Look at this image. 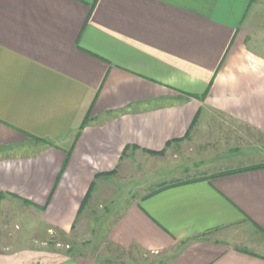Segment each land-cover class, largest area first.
<instances>
[{"label": "crops", "instance_id": "0c3cea01", "mask_svg": "<svg viewBox=\"0 0 264 264\" xmlns=\"http://www.w3.org/2000/svg\"><path fill=\"white\" fill-rule=\"evenodd\" d=\"M224 125L264 137V0H0V225L20 206L69 236L102 206L122 253L264 264V168L119 197ZM10 250L0 264H98Z\"/></svg>", "mask_w": 264, "mask_h": 264}, {"label": "rangeland", "instance_id": "374dc122", "mask_svg": "<svg viewBox=\"0 0 264 264\" xmlns=\"http://www.w3.org/2000/svg\"><path fill=\"white\" fill-rule=\"evenodd\" d=\"M206 140L209 145L204 146V149L195 146L193 153L188 151V148L192 149L191 145L183 146L181 152L177 153V158L172 162L170 161L168 167L163 166L167 165L166 162H162L157 171L150 172L141 166L137 176L125 178L123 185L118 187L119 197L133 200L164 183L174 180H184L203 174H213L264 162V137L252 134L247 130L229 129L224 125L223 131H212ZM232 148L237 150L232 151ZM187 155L189 162L183 164L181 157L184 158ZM201 156L214 160V163L199 166L195 161ZM193 164H195V168H193ZM18 207H14L12 214L6 217L7 220L2 221L5 224L0 225V254H12L5 253L11 252L10 249H41L63 252L71 249L73 250L72 255L77 254L76 252L92 255L98 264H159V260L152 255L122 253L110 245L102 244L104 231L107 230L108 212L107 209L103 210L102 206L98 210L94 209L93 214H89L88 219H85V221L92 223L96 220L94 226H90L88 223L81 225L78 221L74 228L76 229L74 234L69 236L53 230L51 232L45 231L46 229L39 225L33 213L30 214L20 206Z\"/></svg>", "mask_w": 264, "mask_h": 264}, {"label": "trees", "instance_id": "16d2710c", "mask_svg": "<svg viewBox=\"0 0 264 264\" xmlns=\"http://www.w3.org/2000/svg\"><path fill=\"white\" fill-rule=\"evenodd\" d=\"M86 124H87V122L84 121V123L81 126V129H83ZM192 127H193V125H192ZM150 155H152V156H161V155H163V152H160V153H150ZM262 168H264V164L258 165V166H252V167L245 168V169H238V170L227 171V172L220 173V174H218L216 176H226V175H231V174H235V173L242 172V171L257 170V169H262ZM188 179L189 178L184 179V180H174V181H171L169 183H164V184L160 185L155 191L151 192L149 195L154 194V193L159 192V191H162V190H164L166 188H169V187H173V186H177V185L189 183L190 181H188ZM67 254L68 255H72L71 250H68V253ZM77 254H79V253H77Z\"/></svg>", "mask_w": 264, "mask_h": 264}]
</instances>
